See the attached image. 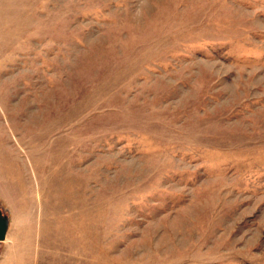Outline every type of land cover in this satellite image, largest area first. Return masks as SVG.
<instances>
[{
  "label": "rangeland",
  "instance_id": "rangeland-1",
  "mask_svg": "<svg viewBox=\"0 0 264 264\" xmlns=\"http://www.w3.org/2000/svg\"><path fill=\"white\" fill-rule=\"evenodd\" d=\"M0 264H264V0H0Z\"/></svg>",
  "mask_w": 264,
  "mask_h": 264
},
{
  "label": "water",
  "instance_id": "water-1",
  "mask_svg": "<svg viewBox=\"0 0 264 264\" xmlns=\"http://www.w3.org/2000/svg\"><path fill=\"white\" fill-rule=\"evenodd\" d=\"M10 224V217L4 213V208L0 203V242H4L7 239Z\"/></svg>",
  "mask_w": 264,
  "mask_h": 264
},
{
  "label": "crops",
  "instance_id": "crops-1",
  "mask_svg": "<svg viewBox=\"0 0 264 264\" xmlns=\"http://www.w3.org/2000/svg\"><path fill=\"white\" fill-rule=\"evenodd\" d=\"M10 228H11V225H10ZM9 231H10V229H9ZM8 236H9V232H8V235H7V239H8ZM7 239H6V240H7Z\"/></svg>",
  "mask_w": 264,
  "mask_h": 264
}]
</instances>
